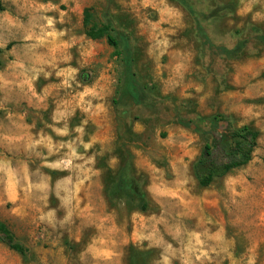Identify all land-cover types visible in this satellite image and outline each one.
<instances>
[{
  "label": "rangeland",
  "instance_id": "rangeland-1",
  "mask_svg": "<svg viewBox=\"0 0 264 264\" xmlns=\"http://www.w3.org/2000/svg\"><path fill=\"white\" fill-rule=\"evenodd\" d=\"M260 33L264 0H0V221L26 249L0 242V264H264ZM215 115L259 145L203 188L193 128ZM119 174L146 211L109 196Z\"/></svg>",
  "mask_w": 264,
  "mask_h": 264
},
{
  "label": "trees",
  "instance_id": "trees-1",
  "mask_svg": "<svg viewBox=\"0 0 264 264\" xmlns=\"http://www.w3.org/2000/svg\"><path fill=\"white\" fill-rule=\"evenodd\" d=\"M84 26L88 38L92 40L106 39L108 45L115 50L114 56L120 57L122 55L121 44L113 35L115 27L111 23L103 25L94 23L92 10L86 9ZM198 27L202 31L201 25H198ZM255 39L258 43L264 45V34H258ZM242 43L235 48L222 46L221 55L227 60L243 58V52L250 41L246 38ZM123 59L126 63L131 60L129 58V61H126L125 58ZM211 125V129L208 132L202 131L197 127L193 128L204 137H210L204 146L201 156L194 165V176L203 188L210 187L215 181L225 178L232 171L247 166L253 159L260 138L258 130L249 126L235 128L222 115L213 116ZM115 178L110 180L107 187V192L112 200L124 201L133 205L137 210L146 211L148 202L145 195L140 191L138 184L132 179H127L123 174H119ZM0 242L21 255L26 253V249L19 243L16 236L1 221Z\"/></svg>",
  "mask_w": 264,
  "mask_h": 264
},
{
  "label": "bare ground",
  "instance_id": "bare-ground-1",
  "mask_svg": "<svg viewBox=\"0 0 264 264\" xmlns=\"http://www.w3.org/2000/svg\"><path fill=\"white\" fill-rule=\"evenodd\" d=\"M238 86V85H237Z\"/></svg>",
  "mask_w": 264,
  "mask_h": 264
}]
</instances>
